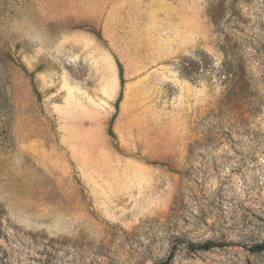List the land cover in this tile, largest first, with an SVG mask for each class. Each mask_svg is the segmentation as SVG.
I'll return each mask as SVG.
<instances>
[{
    "label": "rangeland",
    "instance_id": "rangeland-1",
    "mask_svg": "<svg viewBox=\"0 0 264 264\" xmlns=\"http://www.w3.org/2000/svg\"><path fill=\"white\" fill-rule=\"evenodd\" d=\"M258 244L264 0H0V264Z\"/></svg>",
    "mask_w": 264,
    "mask_h": 264
},
{
    "label": "trees",
    "instance_id": "trees-1",
    "mask_svg": "<svg viewBox=\"0 0 264 264\" xmlns=\"http://www.w3.org/2000/svg\"><path fill=\"white\" fill-rule=\"evenodd\" d=\"M188 247L190 250H193V251H197V250L208 251L213 247V245L210 242H206V243H203L201 245H196V246L193 244H189ZM248 250L250 252H262L264 251V244H258V245L251 246L249 247Z\"/></svg>",
    "mask_w": 264,
    "mask_h": 264
}]
</instances>
